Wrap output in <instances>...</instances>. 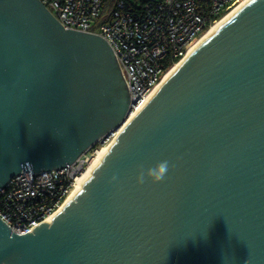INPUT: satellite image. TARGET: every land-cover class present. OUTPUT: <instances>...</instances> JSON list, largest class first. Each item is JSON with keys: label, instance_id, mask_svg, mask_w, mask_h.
<instances>
[{"label": "water", "instance_id": "95a60500", "mask_svg": "<svg viewBox=\"0 0 264 264\" xmlns=\"http://www.w3.org/2000/svg\"><path fill=\"white\" fill-rule=\"evenodd\" d=\"M131 104L100 36L0 0V189L72 164ZM164 160L161 182L136 183ZM0 264H264V0L181 62L50 223L0 219Z\"/></svg>", "mask_w": 264, "mask_h": 264}, {"label": "built area", "instance_id": "2783aa9c", "mask_svg": "<svg viewBox=\"0 0 264 264\" xmlns=\"http://www.w3.org/2000/svg\"><path fill=\"white\" fill-rule=\"evenodd\" d=\"M39 1L63 28L96 34L107 42L129 100L136 104L160 82L170 60L180 62L185 57L211 18L241 0H150L140 11H126L124 2L118 0L104 15V0ZM116 134L101 138L61 169L19 172L0 189V219L18 235L32 232L62 205L97 150L115 140Z\"/></svg>", "mask_w": 264, "mask_h": 264}, {"label": "bare ground", "instance_id": "6f19581e", "mask_svg": "<svg viewBox=\"0 0 264 264\" xmlns=\"http://www.w3.org/2000/svg\"><path fill=\"white\" fill-rule=\"evenodd\" d=\"M250 0H241L236 5H234L229 11L226 12L220 19L215 21L187 50L185 57L178 63L174 64L169 70L163 75L162 79L152 90L139 100L131 112L128 114L127 118L121 124L117 130L116 137L122 132V130L128 125V123L144 108V106L149 102V100L155 95L158 89L162 84L171 76V74L177 69L181 62L189 56L203 41H205L209 36H211L218 28H220L226 21H228L234 14H236L246 3ZM115 142L111 141L109 144L102 146L93 156L92 160L88 166L83 170V172L77 177L75 183L73 184L72 189L67 194L62 205L50 214L45 220L44 223H50L52 218L56 216L63 208V206L71 201L73 197L82 189V185L87 181L91 176L92 171L101 163L102 157L108 152L110 146Z\"/></svg>", "mask_w": 264, "mask_h": 264}, {"label": "clouds", "instance_id": "9594fccd", "mask_svg": "<svg viewBox=\"0 0 264 264\" xmlns=\"http://www.w3.org/2000/svg\"><path fill=\"white\" fill-rule=\"evenodd\" d=\"M252 3H255V0H251ZM170 170V165L167 160L160 161L152 168L147 169L146 171H140L136 176V183L142 184L145 179L150 180L152 183L161 182L167 175ZM116 177L113 176L112 180H115Z\"/></svg>", "mask_w": 264, "mask_h": 264}, {"label": "trees", "instance_id": "16d2710c", "mask_svg": "<svg viewBox=\"0 0 264 264\" xmlns=\"http://www.w3.org/2000/svg\"><path fill=\"white\" fill-rule=\"evenodd\" d=\"M117 1L118 0H104V2H103V15L110 13V11L112 10V8L115 5V2H117ZM121 1L124 2L123 4H124V7H125V10L126 11H140V10H143L144 4L148 3L150 0H140V2H139L138 5H133L128 0H121ZM224 14H226V12H222L217 17L211 18V20L208 21V23H207L206 30H207V28L209 26V22L217 21ZM177 62H178V59H172V60H170L168 62V64H167V66H166L165 69L168 70L172 66L173 63L176 64Z\"/></svg>", "mask_w": 264, "mask_h": 264}, {"label": "rangeland", "instance_id": "374dc122", "mask_svg": "<svg viewBox=\"0 0 264 264\" xmlns=\"http://www.w3.org/2000/svg\"><path fill=\"white\" fill-rule=\"evenodd\" d=\"M133 5H138L140 0H128Z\"/></svg>", "mask_w": 264, "mask_h": 264}]
</instances>
